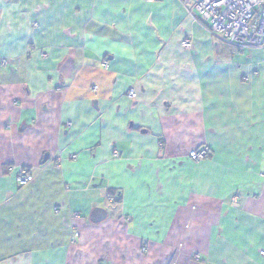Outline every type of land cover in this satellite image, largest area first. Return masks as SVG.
<instances>
[{
    "label": "crops",
    "instance_id": "obj_1",
    "mask_svg": "<svg viewBox=\"0 0 264 264\" xmlns=\"http://www.w3.org/2000/svg\"><path fill=\"white\" fill-rule=\"evenodd\" d=\"M195 3L0 0V264H264V42Z\"/></svg>",
    "mask_w": 264,
    "mask_h": 264
},
{
    "label": "built area",
    "instance_id": "obj_2",
    "mask_svg": "<svg viewBox=\"0 0 264 264\" xmlns=\"http://www.w3.org/2000/svg\"><path fill=\"white\" fill-rule=\"evenodd\" d=\"M193 9L210 32L225 44L245 49L259 46L264 42V0H199ZM182 45L190 49L192 43L186 39ZM1 65L5 67L7 61L2 60ZM104 66L107 67V63H104ZM128 97L134 99L136 93L130 90ZM208 153V147L203 146L190 151L189 157L192 161L198 162L206 159ZM16 178L19 186H25L33 180V174L29 169L20 167L17 169ZM108 200L112 202L113 197H109ZM77 235L75 233L74 237ZM145 249L146 245L142 250ZM261 254L264 255V252Z\"/></svg>",
    "mask_w": 264,
    "mask_h": 264
},
{
    "label": "water",
    "instance_id": "obj_3",
    "mask_svg": "<svg viewBox=\"0 0 264 264\" xmlns=\"http://www.w3.org/2000/svg\"><path fill=\"white\" fill-rule=\"evenodd\" d=\"M107 212L104 209L96 208L90 215L91 221L93 223H99L106 218Z\"/></svg>",
    "mask_w": 264,
    "mask_h": 264
},
{
    "label": "trees",
    "instance_id": "obj_4",
    "mask_svg": "<svg viewBox=\"0 0 264 264\" xmlns=\"http://www.w3.org/2000/svg\"><path fill=\"white\" fill-rule=\"evenodd\" d=\"M200 20V19H199ZM200 22H202L201 20H200ZM203 23V22H202ZM204 24V23H203ZM206 25V24H205Z\"/></svg>",
    "mask_w": 264,
    "mask_h": 264
},
{
    "label": "rangeland",
    "instance_id": "obj_5",
    "mask_svg": "<svg viewBox=\"0 0 264 264\" xmlns=\"http://www.w3.org/2000/svg\"><path fill=\"white\" fill-rule=\"evenodd\" d=\"M194 1H196V2H197L198 0H194Z\"/></svg>",
    "mask_w": 264,
    "mask_h": 264
}]
</instances>
